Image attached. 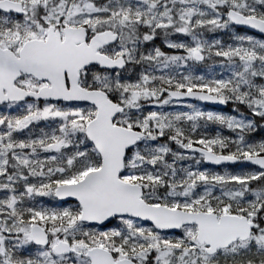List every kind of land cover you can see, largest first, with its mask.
<instances>
[{"label": "snow or ice", "instance_id": "obj_1", "mask_svg": "<svg viewBox=\"0 0 264 264\" xmlns=\"http://www.w3.org/2000/svg\"><path fill=\"white\" fill-rule=\"evenodd\" d=\"M0 264H264V0H0Z\"/></svg>", "mask_w": 264, "mask_h": 264}]
</instances>
